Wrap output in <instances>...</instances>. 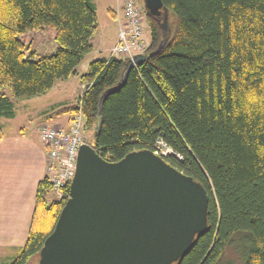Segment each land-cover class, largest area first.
<instances>
[{
    "label": "trees",
    "instance_id": "obj_1",
    "mask_svg": "<svg viewBox=\"0 0 264 264\" xmlns=\"http://www.w3.org/2000/svg\"><path fill=\"white\" fill-rule=\"evenodd\" d=\"M162 2L170 37L162 44L164 19L146 10V59L121 88L130 59L99 58L80 77L81 99L45 118L72 116L67 130L80 116L85 142L109 162L161 145L172 151L166 162L200 183L210 202L207 231L177 264H264V0ZM98 28L92 0H0V142L8 135L2 120L16 116L13 100L78 76ZM48 31L57 51L28 56L20 36ZM69 195L70 185L59 198L44 178L26 245L8 264H39ZM230 249L239 261L226 262Z\"/></svg>",
    "mask_w": 264,
    "mask_h": 264
},
{
    "label": "water",
    "instance_id": "obj_2",
    "mask_svg": "<svg viewBox=\"0 0 264 264\" xmlns=\"http://www.w3.org/2000/svg\"><path fill=\"white\" fill-rule=\"evenodd\" d=\"M150 15L164 19L162 0H145ZM145 55L130 61L120 85ZM149 150L118 162L103 159L89 144L78 153L77 169L39 264H177L208 228L207 190Z\"/></svg>",
    "mask_w": 264,
    "mask_h": 264
},
{
    "label": "crops",
    "instance_id": "obj_3",
    "mask_svg": "<svg viewBox=\"0 0 264 264\" xmlns=\"http://www.w3.org/2000/svg\"><path fill=\"white\" fill-rule=\"evenodd\" d=\"M122 1L100 0L117 28V11ZM92 3L98 11L97 0H92ZM117 28L115 41L111 37V45H107L109 40L102 43V46L107 48L101 53H108L102 58H109L112 49L116 46L119 33ZM52 121L57 122L54 127L68 128L72 116L64 115L53 118ZM48 163L45 146L42 149L36 145L26 130L10 133L0 142V264H8L9 262L4 260L14 259L26 245L36 209L38 187L46 177Z\"/></svg>",
    "mask_w": 264,
    "mask_h": 264
},
{
    "label": "rangeland",
    "instance_id": "obj_4",
    "mask_svg": "<svg viewBox=\"0 0 264 264\" xmlns=\"http://www.w3.org/2000/svg\"><path fill=\"white\" fill-rule=\"evenodd\" d=\"M97 3L99 6L97 11L99 28L92 41L94 51L85 58L82 65L78 68V76H74L68 81L58 82L52 90L43 96L29 100H13L16 115L15 118L11 120H2L3 127L6 129L7 134H14L16 131L20 133V131L26 130L33 142L43 149L44 146L41 141L42 137L40 128L43 126L51 128L54 124H57V122L52 121V119H44L45 115L52 113L59 108L76 104L81 99L84 94V89L82 88L83 86L80 77L88 72L89 64L108 55L106 52L103 54L101 53L107 48V46L103 47L102 43L109 40L110 42L107 43L109 46L111 45L112 38L113 41H115V29L117 28V25L105 11L103 2L97 0ZM143 4L145 5V1L142 2V5ZM173 22L174 19L170 17V23ZM20 38L28 45V56L35 53L36 56H38L37 58H41L43 56L54 54L58 48L55 42L54 33L50 31L45 33H27L20 36ZM146 41L148 45L151 43L150 32L146 34ZM158 153L160 155L168 156L172 154V151L164 145H161ZM54 197L55 194L52 191L46 194V198L49 201L53 200ZM7 260L4 261L10 263L13 258L9 259L10 261ZM228 260L239 261L240 258L230 249L226 255V262ZM31 264H38L37 259H34Z\"/></svg>",
    "mask_w": 264,
    "mask_h": 264
},
{
    "label": "built area",
    "instance_id": "obj_5",
    "mask_svg": "<svg viewBox=\"0 0 264 264\" xmlns=\"http://www.w3.org/2000/svg\"><path fill=\"white\" fill-rule=\"evenodd\" d=\"M116 20L119 28L118 42L110 57L133 61L136 57L145 55L149 46L146 41L148 24L142 0H123ZM83 127L82 119L78 116L70 129H41L42 141L51 148L47 176L59 198L63 197V189L71 185L76 174L78 153L81 146L86 144Z\"/></svg>",
    "mask_w": 264,
    "mask_h": 264
},
{
    "label": "flooded vegetation",
    "instance_id": "obj_6",
    "mask_svg": "<svg viewBox=\"0 0 264 264\" xmlns=\"http://www.w3.org/2000/svg\"><path fill=\"white\" fill-rule=\"evenodd\" d=\"M143 1H145V0H142V2H143ZM142 6H143L144 10L146 11V10H147V9H146V4H145V5L143 4ZM147 11H148V10H147ZM154 18H155V17H154Z\"/></svg>",
    "mask_w": 264,
    "mask_h": 264
},
{
    "label": "bare ground",
    "instance_id": "obj_7",
    "mask_svg": "<svg viewBox=\"0 0 264 264\" xmlns=\"http://www.w3.org/2000/svg\"><path fill=\"white\" fill-rule=\"evenodd\" d=\"M141 56V55H140ZM43 142V141H42ZM87 144V143H86ZM159 154V153H158ZM160 155V154H159ZM163 156V155H162ZM165 156V155H164ZM167 157V156H166ZM49 160V159H48ZM46 176H47V174H46ZM71 186V185H70ZM69 198H70V195H69ZM68 201V200H67ZM28 240V239H27Z\"/></svg>",
    "mask_w": 264,
    "mask_h": 264
}]
</instances>
